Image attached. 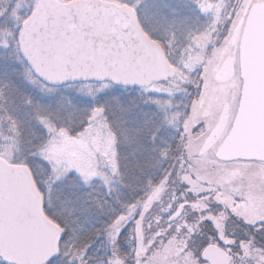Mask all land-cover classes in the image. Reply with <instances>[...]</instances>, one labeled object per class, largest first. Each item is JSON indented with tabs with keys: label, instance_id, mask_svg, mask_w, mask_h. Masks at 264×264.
Instances as JSON below:
<instances>
[{
	"label": "rangeland",
	"instance_id": "rangeland-1",
	"mask_svg": "<svg viewBox=\"0 0 264 264\" xmlns=\"http://www.w3.org/2000/svg\"><path fill=\"white\" fill-rule=\"evenodd\" d=\"M36 1L0 0V158L31 170L65 230L68 255L51 264H79L75 239L99 228L112 264H208L207 244L231 264H264V159L218 154L239 109L249 11L263 0H108L133 8L176 68L136 90L41 83L16 44ZM189 77L179 127L173 101Z\"/></svg>",
	"mask_w": 264,
	"mask_h": 264
},
{
	"label": "water",
	"instance_id": "water-1",
	"mask_svg": "<svg viewBox=\"0 0 264 264\" xmlns=\"http://www.w3.org/2000/svg\"><path fill=\"white\" fill-rule=\"evenodd\" d=\"M249 57L242 62L237 116L218 154L264 159V0L248 15ZM18 53L47 85L110 82L146 87L175 75L162 45L142 29L136 11L108 0H37L20 26ZM65 230L49 219L30 170L0 158V259L46 264ZM201 259L231 264L225 249L207 244Z\"/></svg>",
	"mask_w": 264,
	"mask_h": 264
},
{
	"label": "trees",
	"instance_id": "trees-1",
	"mask_svg": "<svg viewBox=\"0 0 264 264\" xmlns=\"http://www.w3.org/2000/svg\"><path fill=\"white\" fill-rule=\"evenodd\" d=\"M186 51L187 50H185V52ZM188 53H187V55H188ZM187 80L188 81L186 83L189 84L186 86V89L188 92L187 97H186V94H187L186 93L185 97L175 98L173 101L175 108L177 107V109H175V110L178 113V115H176V116H179V117H176L177 122L179 124V127L182 123L183 118L185 117L188 104L191 100V88H192V84H193V78L189 77V78H187ZM126 89L136 90V89H130V88H126ZM172 145H173V143L171 144V146L166 145L165 146L166 151H169L170 148H172ZM172 149H174V147ZM168 162H169V160L166 159L165 163H163V166L167 165ZM166 168L167 167H165V170H166ZM153 174H156V173H153ZM101 231H102L101 228L95 230L92 237L86 239L84 244H81L80 239H75L76 247L78 249L74 250L71 254L69 252L71 257L73 256V258H79V260H80L79 264H112L113 263L112 245H110V243L108 242V239L105 238L104 234L101 233ZM69 239H70V237H69ZM69 239H68V242H69ZM65 240H66V236L63 239H61L59 242L58 250L59 249L60 250L58 251V254H59V252H60V254L57 255V257L49 260L46 264H51L52 262L59 260L63 256V254H65V256L68 255V251L66 250L68 243L65 244V250L63 249V245H64ZM79 245H81L80 248H79ZM83 248H86L85 253H84V251H83V253L81 252L83 250ZM79 249H81V251ZM75 264H78V263L76 262Z\"/></svg>",
	"mask_w": 264,
	"mask_h": 264
},
{
	"label": "flooded vegetation",
	"instance_id": "flooded-vegetation-1",
	"mask_svg": "<svg viewBox=\"0 0 264 264\" xmlns=\"http://www.w3.org/2000/svg\"><path fill=\"white\" fill-rule=\"evenodd\" d=\"M52 87V86H51Z\"/></svg>",
	"mask_w": 264,
	"mask_h": 264
}]
</instances>
